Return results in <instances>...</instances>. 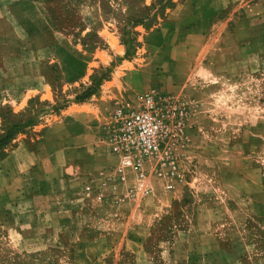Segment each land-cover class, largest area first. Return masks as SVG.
<instances>
[{
  "label": "crops",
  "instance_id": "crops-1",
  "mask_svg": "<svg viewBox=\"0 0 264 264\" xmlns=\"http://www.w3.org/2000/svg\"><path fill=\"white\" fill-rule=\"evenodd\" d=\"M109 2L124 17L154 18L141 25L143 50L160 62L175 89L195 99L198 130L210 115L208 105L222 114L221 99H236L222 84H248L264 68V0H164L162 6L159 0H84L83 14L89 6L115 17L118 10ZM49 3L0 0V137L9 129L6 107L28 115L33 100H55L61 91L71 99L89 87L91 66L109 58L104 33L116 36L113 30L101 26L98 35L106 42L92 47L85 40L92 28L63 30ZM154 37L160 40L154 43ZM196 40L198 62L171 56L187 53ZM212 50L220 57L209 62ZM104 96L101 89L85 101H70L58 121L26 123L22 129L29 132L0 148V264L50 248L63 249L71 264H264L251 259L245 238L227 230L230 221L207 224L198 208L196 218L167 227L164 217L181 199L177 189L162 193L151 181L152 191L141 195L135 176L121 181L107 130L101 133ZM158 230L156 250L150 244Z\"/></svg>",
  "mask_w": 264,
  "mask_h": 264
},
{
  "label": "rangeland",
  "instance_id": "rangeland-1",
  "mask_svg": "<svg viewBox=\"0 0 264 264\" xmlns=\"http://www.w3.org/2000/svg\"><path fill=\"white\" fill-rule=\"evenodd\" d=\"M48 1L51 2L47 4L49 13L63 30L74 32L92 28L86 39L77 36V39L86 40L92 47H96L99 40H105L98 35L101 26L113 30L116 36L107 30L104 33L110 39L109 44L105 43L109 48V58L103 64L91 66L89 87L78 92L81 88L77 86L71 93L78 94L71 99L62 98L64 93L61 91V96L55 100L43 102L33 100L28 115H13L12 108L6 107L9 112L5 116V123L9 129L3 133L0 140L6 137L19 138L22 133L26 134L29 131L22 129V125L26 123L38 120L58 121L61 110L70 101L82 102L85 95L91 91L98 93L103 89L105 95L104 114H100V118L106 122L103 123L102 137L111 125L114 110L117 107H134L141 94L155 92L158 95H171L180 101L188 102L190 117L186 131L181 132L174 139L175 142L169 143L167 148L169 154L179 160L184 180L175 182L174 189H169L171 182L166 174H160L162 170L158 168L159 164L151 163L148 166L149 181L154 183L156 189H160L162 193L177 189L176 191L180 193L181 199L174 201L172 210L164 217L163 223L170 228L174 226L173 224H180L182 219L189 222L188 217L196 218L198 208L207 224L216 218L230 221L227 230L247 240L251 259L264 260V68L258 75H255L256 72L252 82L248 84H222L221 88L234 92L236 99H221L223 108L220 110L224 109L222 114L218 113V108L217 112L211 113L214 107L208 105L210 115L203 116L205 119L201 120L202 129L198 130L199 118L195 99L175 89L176 85L172 84L170 77L164 75V67L158 65L160 62H151V52L143 50L146 37L141 25L154 22V18L149 17L150 20H146L124 17L120 15L123 10L118 6L115 7L117 9L113 8L109 2V7L118 10L114 13L115 17H102L99 10L87 6L84 14H88L89 17L85 19L84 0ZM159 1H161L159 5L162 6L164 0ZM155 7L159 6L156 4ZM159 40V37L152 39L154 43ZM198 47L200 44L196 40L189 45L190 50L185 51L187 53L172 51L171 56L178 59L183 57L186 62H198L202 54ZM157 54L163 55L164 51H157ZM209 54V62H214L220 57L219 51L212 50ZM54 74L59 76V70L56 69ZM103 145L105 148L108 146L104 141ZM223 230L224 226L221 228V231ZM159 236V230L154 232L150 244L156 250L159 244L155 240ZM10 250L13 251L12 248ZM60 250L45 249L28 254L16 262L71 264L70 260L61 254L63 249ZM5 254L9 256L10 253L6 250ZM65 254L68 255V251ZM16 262L13 261L14 264H17Z\"/></svg>",
  "mask_w": 264,
  "mask_h": 264
},
{
  "label": "built area",
  "instance_id": "built-area-1",
  "mask_svg": "<svg viewBox=\"0 0 264 264\" xmlns=\"http://www.w3.org/2000/svg\"><path fill=\"white\" fill-rule=\"evenodd\" d=\"M190 117L189 103L171 95L146 92L138 96L134 107H117L112 114V122L106 131L110 152L119 165L117 171L121 181L136 177V189L141 194L152 191L148 166L159 164L160 174H166L174 189V183L183 181L179 160L168 152L169 143L181 132L186 131ZM168 144V145H167ZM114 192H119L114 186ZM121 202L119 195L114 198Z\"/></svg>",
  "mask_w": 264,
  "mask_h": 264
},
{
  "label": "trees",
  "instance_id": "trees-1",
  "mask_svg": "<svg viewBox=\"0 0 264 264\" xmlns=\"http://www.w3.org/2000/svg\"><path fill=\"white\" fill-rule=\"evenodd\" d=\"M95 93H96L95 91H91L90 93H87V94L85 95L83 101H85L86 99H88L89 97H91V96H92L93 94H95ZM8 140H9L8 137H6V138L0 140V148H1L3 145H5L6 142H7Z\"/></svg>",
  "mask_w": 264,
  "mask_h": 264
}]
</instances>
